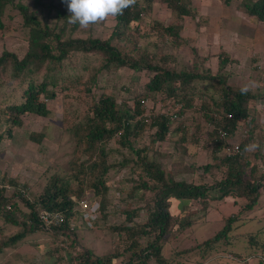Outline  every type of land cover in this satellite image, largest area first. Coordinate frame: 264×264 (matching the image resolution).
<instances>
[{"label": "trees", "instance_id": "obj_1", "mask_svg": "<svg viewBox=\"0 0 264 264\" xmlns=\"http://www.w3.org/2000/svg\"><path fill=\"white\" fill-rule=\"evenodd\" d=\"M54 1L0 0V30L5 29L4 9L14 8L26 41L21 56L8 49L0 52V142L23 125V115L48 116V102L59 94L61 130L70 134L72 143L63 168L53 170L33 189L18 176L0 172V183L12 187L0 186V252L40 231L50 236L49 244L40 256L21 257V264H186L198 261V255L215 257L214 248L227 241L236 215L227 216L213 235L193 245L179 249L172 240L207 214L211 198L243 197L246 210L257 203L264 173L256 174V161L264 165V154L244 149L258 128L253 104L264 103V87L242 92L245 88L229 83V63L234 59L228 50L218 49L212 69L208 58L189 45L181 18H196L198 28L201 17L188 1L137 0L123 15L108 18L114 24L106 36L104 22L84 29L86 35H73L79 25L68 23L70 13L63 0ZM219 1L228 5L235 0ZM157 3L177 20L165 22L154 15ZM236 6L250 22L264 23V0H236ZM144 36L148 40L142 43ZM167 44L172 51L163 49ZM187 46L192 55L180 63L175 50ZM117 67L146 74L133 92L123 86L129 94L124 99L100 84V77ZM149 100L161 101L164 107L148 109ZM239 129L245 130L238 142L240 152L221 154ZM44 135L32 130L27 138L40 143ZM162 142L173 148L168 168L150 155L158 154L155 146ZM199 146L207 156L202 170L211 176L208 184L193 180L196 163L184 158L190 147ZM122 168L129 172L117 187L122 220L109 222L108 178L112 169ZM87 190L99 202L92 227L78 223L76 205ZM173 197L187 200L177 212L170 211ZM43 210L57 212L62 219L45 226ZM100 220L117 234V241L101 255L77 235L79 227L92 229ZM7 225L14 232L5 233ZM258 251V264H264V240ZM227 257L238 264L252 261L248 253L228 251Z\"/></svg>", "mask_w": 264, "mask_h": 264}, {"label": "rangeland", "instance_id": "obj_2", "mask_svg": "<svg viewBox=\"0 0 264 264\" xmlns=\"http://www.w3.org/2000/svg\"><path fill=\"white\" fill-rule=\"evenodd\" d=\"M185 1L193 4L197 11L196 14L201 17V25L198 28H196L194 23L196 18H191L190 16H185L184 18L183 34L187 37L189 45L196 47L199 55L208 58L207 65L211 66L212 69H216L217 61L214 54L218 49L222 47L228 50L232 59L237 58V62L232 60L229 63V69L232 72L229 77V83L233 86L248 88L253 91L263 88L264 23L250 22L249 16L236 6V0L230 2L228 5L223 4L219 0ZM25 2L32 3L33 0H25ZM54 2L58 3V0ZM157 4L156 10L154 12L152 11L154 15H157L160 20L165 22H173L176 20L175 16H171L169 10L163 3ZM51 15L52 19H54V9ZM144 18L146 23L147 18ZM2 20L5 24V29L0 30V52L2 49H8L21 56L26 50V41L23 36L24 28L21 25L20 14L16 9L6 7ZM203 20L206 22L202 24ZM113 24L114 20L112 19L104 21L103 33L105 36L112 32ZM142 25H144V21ZM212 33H216V35L212 36ZM72 34L86 35V32L78 26ZM147 40L148 38L144 36L141 42L145 43ZM163 49L168 52L173 50L168 44ZM175 51L180 55V63L190 59L192 55L189 46L181 47ZM256 53L260 54V58H253L257 61L254 64L251 62L252 59L243 61L244 58L242 56L252 55V57H255ZM255 66L257 68H254ZM145 79L146 74L144 72L117 67L113 68L108 73V76L106 74L102 75L100 77V84L104 85L106 90L116 94L119 99H124L129 97V94L123 86L129 85L133 92L136 88L137 81L141 83ZM163 105L164 103L161 101L156 103L153 100L147 101L148 109L154 106L156 110H160L164 107ZM254 105L258 128L255 130L249 144L255 142L260 147L254 151H250H257V153L263 155L264 103L256 101ZM48 106L51 109V113L48 116L42 117L35 114L23 115V125L14 129L12 137L6 136L0 142V172L3 170L9 176H18L20 181L27 182L31 189H33L34 185L36 187L40 186L47 175L53 170L63 168L71 154L72 143L70 134L62 132L61 130L62 104L60 95L58 94L55 99L49 101ZM32 130L44 131L45 135L40 143L29 141L27 138L29 131ZM244 135V129L237 130L233 138H231V142L233 144L238 143ZM155 149L158 154L152 151L150 153L151 157L156 160H161L162 165L168 168L173 152L171 143L162 142L156 144ZM221 154L223 153L221 152ZM184 158L187 161H194L196 163L195 174L193 176V180L196 183H211V176L207 173L204 174L202 170V165L207 160L203 147L199 146L197 149L190 147L188 154H185ZM256 164L258 165L256 174L260 175L264 173V165H262L259 159H257ZM127 176H129L127 168H122L120 171L112 169L110 172L108 184L111 188L112 197L107 210L109 222L122 220L119 210L121 202L117 197V187L126 181L124 178ZM184 202H187V200L173 197L170 211H179ZM244 203L245 199L243 197L233 194L225 195L221 199H210L209 209L212 214H209V210L207 216L205 215L198 221L193 222L184 231L186 233L185 235L182 232L183 235L180 234V236L173 239L172 243L175 247H179V249L184 248L189 243L193 245L196 241L200 242L213 235L223 226L224 219L230 213H235L236 218L232 222L227 241H220L214 248L215 257L212 256V259L209 257V259H206L198 255V261L193 262L189 260L186 261V264H225L226 262L227 264H235V262H231L233 259L227 257L228 251L239 252L243 255L248 253L251 256L248 260L252 259L250 263L258 264L257 257L259 258V256L256 255V252H259V245L264 240V185L261 187V196L254 207L246 210L243 208ZM208 216L212 218H208ZM215 217L218 219L214 220ZM78 223L81 224L80 222ZM103 224V220H100L98 227L92 229L79 227L77 230V235L81 242L93 247L95 252L100 255L110 250L113 242L117 241V234L104 228ZM3 227L7 234H11L15 229L8 225ZM49 242L50 236L47 233L38 231L26 237L25 240L20 241L17 245L1 251L0 264H21L23 263V258L41 254V251L47 247ZM224 244L226 245L224 246ZM21 257L23 258L21 259Z\"/></svg>", "mask_w": 264, "mask_h": 264}, {"label": "clouds", "instance_id": "obj_3", "mask_svg": "<svg viewBox=\"0 0 264 264\" xmlns=\"http://www.w3.org/2000/svg\"><path fill=\"white\" fill-rule=\"evenodd\" d=\"M63 2L70 13L68 23L78 24L80 28L87 29L90 25L104 22L110 17L123 15L124 10L134 7L137 0H63ZM246 91V88L242 89V92ZM259 147L260 145L254 142L246 145L244 150L254 151Z\"/></svg>", "mask_w": 264, "mask_h": 264}, {"label": "built area", "instance_id": "obj_4", "mask_svg": "<svg viewBox=\"0 0 264 264\" xmlns=\"http://www.w3.org/2000/svg\"><path fill=\"white\" fill-rule=\"evenodd\" d=\"M222 150L227 155H233L240 152L238 143L233 144L232 142L223 146ZM0 186L12 190V187L9 185L0 183ZM76 208L79 210L80 214L79 222L83 223L85 226L92 227L94 225V221L99 216V202L97 197L95 195L93 196L92 191L87 190L85 192L83 197L77 202ZM40 218L45 226H50L52 223H56L62 219L59 213L47 210L40 212ZM241 260L243 259L241 258Z\"/></svg>", "mask_w": 264, "mask_h": 264}, {"label": "crops", "instance_id": "obj_5", "mask_svg": "<svg viewBox=\"0 0 264 264\" xmlns=\"http://www.w3.org/2000/svg\"><path fill=\"white\" fill-rule=\"evenodd\" d=\"M184 18H185V16H183L181 19H182V23H183V25H184ZM177 20V19H176ZM214 35H216V33H212V36H214ZM235 39H237V38H235ZM244 59H243V61L244 60H246V61H248V60H250V59H252L251 60V62L252 61H254V62H252L253 64L255 63V62H257L256 60H254L253 58H256V57H258V58H260V54L259 53H256V56L255 57H252V55H245V56H242ZM236 59V60H235ZM234 59V61L235 62H237V58H235ZM254 68H257V66H255ZM210 210V209H209ZM208 210V211H209ZM207 214H208V212H207ZM207 214H206V216H207ZM209 214H212L211 213V210H210V212H209ZM230 215H235V213H230ZM208 218H212V217H210V216H208ZM218 218L217 217H215L214 218V220H217ZM243 259V258H242ZM243 261V260H242ZM235 264H238V263H235ZM247 264H252V263H247ZM253 264H255V263H253Z\"/></svg>", "mask_w": 264, "mask_h": 264}]
</instances>
